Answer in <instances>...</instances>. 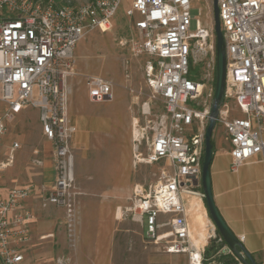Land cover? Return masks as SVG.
Returning a JSON list of instances; mask_svg holds the SVG:
<instances>
[{
	"label": "built area",
	"instance_id": "1",
	"mask_svg": "<svg viewBox=\"0 0 264 264\" xmlns=\"http://www.w3.org/2000/svg\"><path fill=\"white\" fill-rule=\"evenodd\" d=\"M192 1L131 0L125 10L128 35L119 43L132 57H144L148 100L161 101L165 109L150 128L146 153L136 155L139 162L161 164L159 177L148 190L136 188L144 239L161 244L166 253L186 254L189 264L194 260L202 264L209 240H224L210 223L206 244L197 248L185 204L192 195L203 199L204 131L215 75L213 21L208 24L196 17L195 30H190ZM122 2L0 0V172L13 163L20 148L16 141L4 144L9 123L23 111L36 109L41 133L51 142L54 168V182L42 205L64 208L71 246L76 213L69 192L74 179L70 141L77 127L69 117L66 81L73 71L77 42L91 32L109 30ZM217 3L226 47V83L216 124L230 142V169L237 172L257 154L264 161V0ZM199 63L200 70L191 75V65ZM86 89L90 101L114 98L112 84L99 75L87 77ZM230 99L241 116L230 115ZM145 105L148 108L149 103L143 109ZM35 162L42 164L40 158ZM35 190V185L25 184L0 192V264H24L23 246L36 217L25 202ZM243 238L238 236L240 242ZM226 247L224 242L220 251ZM227 254L235 264H245L231 249Z\"/></svg>",
	"mask_w": 264,
	"mask_h": 264
},
{
	"label": "rangeland",
	"instance_id": "2",
	"mask_svg": "<svg viewBox=\"0 0 264 264\" xmlns=\"http://www.w3.org/2000/svg\"><path fill=\"white\" fill-rule=\"evenodd\" d=\"M58 1L82 4L88 0ZM130 2L131 0H123L109 30L91 32L77 42L73 71L66 81L68 84L69 79L74 78L72 86L77 90L74 105L78 109L77 115L88 125L81 139L82 149L76 151L75 155L76 183L87 179L98 183L109 182L112 185L124 178L127 182L125 196L111 201L108 218L104 213V222H109L108 247L105 245L106 233L103 236L98 234L100 213L94 210L90 218L94 229L83 236L79 229L80 210L79 205L77 206L78 217L76 216L73 231V246L69 243L64 214L63 223L58 229L59 245L52 264H74L73 256L82 240L87 243L83 247L82 264H88L91 253L93 258L97 256L94 249L98 240L104 241L99 250L103 251V259L107 260V264H189L186 254L166 253L161 244L149 243L144 239V219L136 207V188L143 192L148 190L150 184L158 179L161 170V164L139 162L136 155L143 156L146 153L147 136L152 133L150 128L159 123L165 109L161 101L148 100L150 91L144 78V57H132L127 46L119 43L121 37L128 35L125 10ZM190 14V30H195L196 17L204 18L205 22L210 24L213 21L212 0H193ZM200 66L202 63L194 68L191 65L190 74H197ZM91 75H99L112 84L114 98L111 101L89 100L86 79ZM145 102L149 105L148 108L145 105L143 109ZM228 105L232 117L241 116L233 100H228ZM137 136L139 141L134 139ZM43 139L36 109L23 111L9 123V133L4 137V144L9 146L16 141L20 148L16 151L13 163L0 172V189L34 185V182L39 180L40 165L35 159L41 157L40 153L36 154L34 150L40 151L43 147L45 156L50 155L52 151L50 143L42 144ZM212 141L224 145L228 142L220 124H216L213 129ZM195 202L197 199L193 198V203ZM191 213L194 239L198 233H204L206 236V219L201 204L198 203Z\"/></svg>",
	"mask_w": 264,
	"mask_h": 264
},
{
	"label": "crops",
	"instance_id": "3",
	"mask_svg": "<svg viewBox=\"0 0 264 264\" xmlns=\"http://www.w3.org/2000/svg\"><path fill=\"white\" fill-rule=\"evenodd\" d=\"M73 79H69L70 83L66 84L69 117L77 127V131L73 134L70 141L74 179L69 192L75 204L77 217V206L79 205V229L81 230V234L83 236L87 235L89 230L94 229L90 218L95 210L101 215V222L98 224V234L99 236H103L106 233L105 245L108 247L109 222L108 220L104 222V213L108 218L111 201L125 196L127 182L122 178L112 185L109 182L98 183L87 179L76 183L74 175L75 155L76 151L82 149L81 139L84 136L85 130L88 129V125L85 120L83 121L77 115L78 109L74 105V95H76L77 90L72 86ZM43 138L42 144L44 142L51 144L44 136ZM230 148L229 141L225 145L213 143V154L209 167L213 200L232 233L237 238L241 235L244 236L241 243L245 250L253 256L258 264H264V161L261 160V155L257 154L243 164L237 172H233L230 169ZM39 153L42 160V164L39 167L40 178L34 182L36 188L35 194L25 202L26 206L33 208L36 217L30 224V238L23 246L24 264L53 263L54 254L59 245L58 229L61 228L65 214L63 207L53 204L42 205L43 198L46 197L54 182V168L52 151L50 155L45 156L42 147ZM7 190L2 187L0 192L5 194ZM193 198H196L197 202L193 203ZM198 203L203 208V215L205 216L207 226L206 231L209 233L212 230L210 227V223H212L211 219L208 216L204 200L195 195L190 196L185 203L189 208V220L191 221V212ZM94 206L95 209H93ZM77 217H75V221ZM86 244L85 240L79 242V249L75 251L73 256L74 264L83 263L81 256L84 252L83 247ZM91 244L89 243V245ZM103 245V240L96 242L94 252L97 256L93 258L91 253L87 261L88 264H107V260L104 261L103 259V251L99 250V246L102 247Z\"/></svg>",
	"mask_w": 264,
	"mask_h": 264
},
{
	"label": "water",
	"instance_id": "4",
	"mask_svg": "<svg viewBox=\"0 0 264 264\" xmlns=\"http://www.w3.org/2000/svg\"><path fill=\"white\" fill-rule=\"evenodd\" d=\"M212 20L215 34V85L214 93L209 107L207 125L204 131V153L201 164L200 184L203 192V200L206 204L207 212L217 228L227 247L222 253H227L231 249L245 264H258L253 256L245 250L242 243L232 233L224 219L220 215L212 195L209 167L213 154L212 132L216 124L219 106L223 101L226 83V47L219 19V8L217 0H212ZM243 254V256L241 255Z\"/></svg>",
	"mask_w": 264,
	"mask_h": 264
},
{
	"label": "trees",
	"instance_id": "5",
	"mask_svg": "<svg viewBox=\"0 0 264 264\" xmlns=\"http://www.w3.org/2000/svg\"><path fill=\"white\" fill-rule=\"evenodd\" d=\"M213 84L215 85V75H214ZM200 190L202 191L201 186H200ZM204 204H205V201H204ZM205 207H206V204H205ZM215 233L217 237L220 236L217 228H215ZM223 244L224 242H218L216 238H211L209 242L207 243V245L204 247L202 264H235L234 258L230 254L222 253L220 251V248L222 247Z\"/></svg>",
	"mask_w": 264,
	"mask_h": 264
},
{
	"label": "bare ground",
	"instance_id": "6",
	"mask_svg": "<svg viewBox=\"0 0 264 264\" xmlns=\"http://www.w3.org/2000/svg\"><path fill=\"white\" fill-rule=\"evenodd\" d=\"M202 234L203 235H201V233H199L197 238L194 239V243H195L197 248H199L201 245H203L205 243V234L204 233H202ZM190 264H198V262L196 260H194Z\"/></svg>",
	"mask_w": 264,
	"mask_h": 264
}]
</instances>
